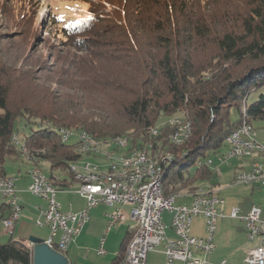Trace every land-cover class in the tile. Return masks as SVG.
Listing matches in <instances>:
<instances>
[{"label":"trees","instance_id":"trees-1","mask_svg":"<svg viewBox=\"0 0 264 264\" xmlns=\"http://www.w3.org/2000/svg\"><path fill=\"white\" fill-rule=\"evenodd\" d=\"M89 2V15L62 28L76 52L58 55L51 71L26 69L19 52L0 49V176L7 175L8 158L24 156L11 137L25 119L30 132L22 140L18 134L20 144L33 161L36 155L48 161L51 172L74 179L70 166L83 156L62 140V128L102 142L132 135L131 147L153 140V155L172 153L162 156L169 159L162 167L165 195L204 188L199 183L213 181L216 165H199V157L221 154L244 119L264 120V0ZM254 92L258 97L249 101ZM182 111L192 122L187 142L173 143L170 126L152 137L163 116ZM132 233L112 264L124 261ZM0 262L31 264V245L0 242Z\"/></svg>","mask_w":264,"mask_h":264},{"label":"built area","instance_id":"built-area-1","mask_svg":"<svg viewBox=\"0 0 264 264\" xmlns=\"http://www.w3.org/2000/svg\"><path fill=\"white\" fill-rule=\"evenodd\" d=\"M186 123V122H185ZM176 134L183 138L187 132H182V124L175 126ZM61 131L64 132L62 128ZM160 130H150L152 137ZM249 132L250 139L256 131ZM74 136L73 133L64 132V142H69ZM133 139H125L116 143H107L104 146H94L88 137H77L75 145L82 143L92 144V150H103V155L109 159L108 167L116 162H121L123 157L132 156V163L128 166L140 165V173L137 176H127V181L104 182L99 180L85 179L80 173L75 174V179L87 181L86 190H76L86 201L85 208L80 211H66L58 199V193L62 191L61 185L51 182L42 169L30 170L29 190L32 194L43 198L47 202V207L42 213V218L38 219L37 225L49 227L51 236L45 241L55 250L66 254L70 245L77 237L90 218V210L105 203L109 206H116L109 214V222L106 233L114 228L118 223L131 219L135 225L133 235L126 247V256L121 264H147V257L150 251H155L164 244L166 264H209L208 256L216 249L215 237L220 219L227 217L225 212L226 199L217 202H208L207 197L199 198L196 201L183 203L181 205H167V199L159 195L157 189V178L149 179V171H159L163 167L166 157L157 160H150L148 143L142 149H133L132 152L117 151V143H122ZM237 142H242L240 133L234 131V139L227 142V150L218 155L220 163H227L233 158H241L244 153H233V146ZM70 143V142H69ZM246 143V142H245ZM11 144L20 151L22 146L18 140V133H13ZM114 147L113 150H106ZM252 148V147H247ZM215 166L214 160L210 157L200 160V164ZM97 163L88 166L96 167ZM262 163L252 165L247 175L252 176V169L261 168ZM219 173V167L216 166ZM108 169V168H107ZM16 177L0 176V194L7 199L11 215L3 219V226L6 232L13 234L15 224L22 215V205L17 196ZM264 187V180H256V183ZM130 205L129 214L125 213L121 206ZM169 210L173 215L172 228L174 235L169 236L167 229L169 226L164 222L163 213ZM262 208L252 206L245 214H242L239 207H232L230 216L241 218L245 222L246 235L250 241H258L257 245L251 248L241 264H264V219L262 218ZM204 216L206 234L197 236L192 232L194 219ZM60 233L59 238H57ZM98 253L106 255L105 238L100 242ZM225 261L222 262L224 264ZM33 264V262L31 263Z\"/></svg>","mask_w":264,"mask_h":264},{"label":"rangeland","instance_id":"rangeland-1","mask_svg":"<svg viewBox=\"0 0 264 264\" xmlns=\"http://www.w3.org/2000/svg\"><path fill=\"white\" fill-rule=\"evenodd\" d=\"M204 1V0H202ZM91 6L89 0H0V49L6 51H10V53L19 52L21 57L26 60L27 65H24V68H32L38 71H51L56 64L57 56L61 55L64 56L67 52H76L74 48H72L71 43L73 42V38H68L63 32L62 28L64 25L68 23L77 22L79 19L89 15V7ZM22 64V61L21 63ZM21 66V65H18ZM42 72V73H44ZM53 75V74H52ZM54 87H57L54 84ZM258 92L252 93L249 98V101H253L258 97ZM183 112V111H182ZM178 114L182 115L181 112ZM173 116V115H172ZM171 117V116H170ZM169 116H163L157 123L160 128L168 126L166 124ZM235 120L239 118L237 113L234 114ZM255 128L257 140L264 146V120H256L253 121L252 124ZM34 128H39L38 125L34 124ZM16 130L19 134L20 139H23L25 135L29 134L30 132V125L26 124L25 119H19L16 123ZM170 137V135H169ZM77 140V136L74 135L70 139V143H74ZM21 142V140H20ZM161 142V141H160ZM262 142V143H261ZM162 143V142H161ZM228 145L225 143L221 147V153H224L227 149ZM159 153L162 156L169 155L172 153L161 151ZM259 154V153H257ZM88 155V154H83ZM216 163H219L220 168L222 169V175L216 176L212 184L221 185L226 184L228 178L231 176L230 173H226V167L223 163H220L218 160V156L215 154H211L210 156ZM36 158L37 155H36ZM26 160V159H25ZM198 160H205L199 157ZM27 161V160H26ZM234 161V160H232ZM86 162H91L89 160H80V166L84 165ZM262 162L264 165V156L262 158ZM261 162V163H262ZM19 163V162H18ZM27 163H22L21 168L22 170H26ZM100 165V164H97ZM12 165L7 160V169L9 173L18 174V171L15 168H10ZM40 168L43 172L47 175L49 174V163L46 160H42L40 164ZM71 172L74 174L75 179V172L73 171L72 167L70 166ZM103 169V168H102ZM196 166L193 165L191 170H195ZM106 170V169H103ZM62 171V170H60ZM64 172V171H62ZM48 176V175H47ZM76 180V179H75ZM232 182V179L229 180V183ZM197 184V183H196ZM195 184H193L194 187ZM199 185L205 187L209 190L204 184L199 183ZM245 186L238 185L235 186L233 191H242V188ZM250 190H252L251 186H249ZM258 190L259 188L256 187ZM192 192L191 186L186 189H181L176 191L174 194H186ZM264 192V191H263ZM170 195V194H169ZM32 200H40L38 196L31 194ZM62 196V195H61ZM59 194V199L65 201ZM69 199H66V202ZM190 197H179L178 203H189ZM250 197L247 196L245 198V202L248 203ZM1 201V196H0ZM239 207V205H237ZM116 208V206L113 205ZM34 217L31 213L25 218H20L17 223L16 232L14 235L5 234L4 233V226L0 221V229L3 234V240L8 241L11 236L16 241L20 242H29L30 236H38L41 238H49L51 236V231L49 227H40L37 225L38 216L35 212H33ZM164 222L169 226L167 229L168 235L172 236L174 233V229L172 228V219L173 215L170 213L169 210H166L163 213ZM37 218V219H36ZM263 218V217H262ZM204 216H199L194 219L192 225V232L198 233L202 230L204 225ZM264 219V218H263ZM132 222V221H131ZM123 225L122 223L117 224L115 228L112 230V234L108 233L106 240L107 245L106 249L110 250L111 247L116 246L117 250H119V246L125 232L127 230V226L124 227V232L119 235L120 226ZM133 232V228L130 229ZM116 233V234H115ZM110 235V236H109ZM133 235V233H132ZM131 235V236H132ZM60 233L58 234L57 238H59ZM122 236V237H121ZM103 237H101L102 239ZM100 239V241H101ZM5 241V242H6ZM99 241V243H100ZM95 239H91L88 241L87 245H84V249L82 252H77L73 255V260L75 264H91V261H95L97 257L109 258L111 257L112 251L110 254H106L105 256L100 255L98 253V248L95 244ZM98 243V244H99ZM30 244V243H29ZM90 244H93L96 247H91V251L88 249L90 248ZM128 244V243H127ZM31 245V244H30ZM31 247H33L31 245ZM163 248V244L160 245L157 250L161 251ZM156 251V264H166V261L161 260L162 254L161 252ZM90 255V258H87ZM115 254L112 255L111 259L114 258Z\"/></svg>","mask_w":264,"mask_h":264},{"label":"crops","instance_id":"crops-1","mask_svg":"<svg viewBox=\"0 0 264 264\" xmlns=\"http://www.w3.org/2000/svg\"><path fill=\"white\" fill-rule=\"evenodd\" d=\"M113 149L114 147H108V149L106 150H113ZM263 156H264L263 152H255L254 154L246 158H233L232 160L234 161L230 160L227 163H223V165L226 167L225 172L230 173L231 175L228 178L226 184H223V186L221 185L216 186V184L214 185L212 183L204 184L211 192H214L216 195H219L220 197L226 199L225 212L228 215L227 217L220 219L218 222V228H217V233L215 237L216 249L208 256L209 264H222L223 261H225L224 264H241L244 261L245 257L247 256L249 250L258 244L257 243L258 241L253 242L248 239L246 235V227H245L244 220L241 218L231 217L230 212H231L232 207H238L237 205H239V208L242 214H245L252 208V206L256 205L262 208L263 210L262 217L264 218V192H263L264 187L263 186L258 185V184H254V185L240 184L242 186H245L244 188H242V191L241 192L233 191L235 186L239 185V184L233 183V178H234L235 173L240 170L250 169L253 162H262ZM7 160H9V163L12 165V167L10 168H14V166L18 167V168H15L18 171L17 175L14 173H9L7 169V162H6L7 175L16 177L17 179L16 180L17 196H18L19 202L22 205V215L20 218H24V217L26 218L31 213V215L34 217L33 219H35V216L33 214V212H35L36 215H39L38 219H41L42 213L47 207V202L43 198H41L40 200H36V201L32 200L31 198L32 193L29 190V183H30L29 172L34 166H38L40 168V164L43 159L37 158V160L30 163L29 161H26L24 159V156L21 153L19 155L15 154L12 157L8 158ZM80 160L81 161L89 160L94 163L100 164L101 166L103 165L102 166L103 169L108 168L109 159L104 155H100V154L84 155L81 157ZM22 163L28 164L26 167V170L24 171L21 168ZM214 164L219 167L218 169L220 173L217 174V176H221L222 172L224 171H222V169L220 168L219 163H216V161H214ZM49 167H50V163H49ZM49 171H50L49 174H47L48 177L53 175L57 181L58 180L60 181V182L59 181L57 182V185H61V183L64 182V185H61L63 188L62 191L58 193V199H59V194H60V196L62 195L61 197L64 198L65 200V201H62L59 199V201L62 203L63 209L66 211H70V210L80 211L84 209L86 201L76 191L79 188L80 182L78 180H75L69 177L68 173L66 172H62L60 170H55L54 172H51L50 168H49ZM231 179H232V182L229 183V180ZM249 186H251L252 190L248 188ZM256 187L259 189L257 190ZM0 196H1L0 221L3 224L2 216H5L6 218V216L10 214V208L6 204L8 203L7 199H5L1 194ZM247 196L250 197V200L248 203L245 202V198ZM66 199H69V200L66 202ZM121 208L125 213L129 214L131 206L122 205ZM114 209L115 207L102 203L99 206L90 210L89 212L90 218L88 222L85 224L81 233L77 237H75L74 241L69 247L68 252L66 253L71 264H75L73 260V255L76 254L77 252H82L84 249L83 248L84 245H87L88 241L91 239H95L96 241L95 244L97 247H99L100 245L99 241L101 237L105 238V247H106L107 245L106 237L108 233H111L113 230L112 228L108 233H106L107 225L109 222V214L112 211H114ZM20 218L18 219V221L20 220ZM18 221L15 224V229H14L13 234L6 232L5 228H4V233L14 235L16 232ZM131 221H132L131 219H128L127 221L122 222L123 225L120 226L121 230L119 232V235H121L124 232L125 226H127V230L125 232L124 237L127 235L128 231L134 227L135 223L134 221L132 222ZM1 234L3 233L0 229V242L5 243L6 240H3V237L1 236ZM194 234L197 236H204L206 234L205 222H204L202 230L199 231L198 233L195 232ZM12 237L13 236H11L9 240ZM44 239L46 240L47 238H44ZM90 245L91 246L88 249L89 251H91L92 249L91 247L93 248L96 247L93 244H90ZM161 249H162L161 251L155 250V251H150L148 253L147 264H156L155 262L156 251L161 252L162 254L161 260L166 261L165 253H164V244H163V248ZM110 251L113 252L111 253V257L112 255L115 254L114 258L117 256L119 252L116 246H113L110 248V250H107L106 254L108 253L110 254ZM111 257H109L108 259L106 257L105 258L97 257L95 261H91V264H112V261L114 260V258L110 260ZM87 258H90V255ZM175 264H182V263L176 262Z\"/></svg>","mask_w":264,"mask_h":264},{"label":"bare ground","instance_id":"bare-ground-1","mask_svg":"<svg viewBox=\"0 0 264 264\" xmlns=\"http://www.w3.org/2000/svg\"><path fill=\"white\" fill-rule=\"evenodd\" d=\"M186 122V123H185ZM166 124L168 126L172 127V133L170 135V140L178 145H181L189 140L192 134V122L188 116L187 112H182V115L176 114L168 118ZM182 124V132H187V134L180 139V137L176 134V128L175 126ZM152 130H160V126L154 127ZM245 130H253L255 131L254 126L247 122L246 119L243 120L240 127L237 129V132L240 133V139L242 142H237L233 146V153H244V156L241 158H246L254 154L255 152H263L264 153V146L259 143L257 140L256 133H253V139H250V135L248 131ZM64 132L66 133H73L77 137H88V139L93 142L94 146H104L107 145V143H116L121 140L125 139H133L134 136H124L119 137L117 139H114L110 142H102L98 139H95L92 135H90L87 132H75L73 130H66L64 129ZM64 132L61 131L62 134V140L64 141ZM160 131L156 132V135L159 134ZM234 139V132L226 139V142L231 141ZM19 140V138H18ZM133 140L117 143V151L120 152H132L133 149H142V147H131ZM246 142V143H245ZM21 145V144H20ZM22 146V151L24 153V158L29 161L30 163L33 162L32 157L29 155L28 149L24 146ZM152 146V143L148 144V150H149V158L150 160H157L158 157L153 155L150 151V147ZM252 147V148H247ZM78 149L82 152V154H94V155H103V150H92V144L89 143H82L78 145ZM170 157V155L168 156ZM200 160L197 161V164H199ZM132 163V156H125L123 157V160L121 162H116L115 165L108 167V169L103 170L101 165H97L96 167L88 166L90 164H93L91 162H86L84 165L80 166V164H75L72 166L73 171L75 174L80 173V167H82V175L85 179L90 180H99L100 179L104 182H118V181H127V176H137L140 173V165H133L128 166V164ZM261 162H253L252 165L260 164ZM36 165V164H35ZM251 165V167H252ZM35 169H41L38 166H34ZM250 169L248 170H240L237 171L233 178V183L236 184H251L254 185L256 183V180H264V165L262 163L261 168H255L252 169V176L247 175L249 173ZM30 173V172H29ZM220 173V172H219ZM217 173V174H219ZM157 178V189H159V195L162 198L167 199V205H181L183 203H178L179 197H190V202L196 201L199 198H203V196L207 197L208 202H217L221 201L222 197L219 195H216L214 192H211L210 190H207L205 187L200 188L197 191L193 193H186V194H173V195H165L163 193V169L157 173V171H149V179H156ZM79 181V179H76ZM52 182V181H51ZM80 185L77 190H86L87 188V181H79ZM53 183V182H52ZM9 205V203H8ZM10 207V205H9ZM22 212V211H21ZM10 215H11V209H10ZM10 217V216H9ZM8 218V217H7ZM19 219V218H18ZM17 219V221H18ZM16 221V222H17ZM50 246V245H49ZM66 255V254H65Z\"/></svg>","mask_w":264,"mask_h":264},{"label":"water","instance_id":"water-1","mask_svg":"<svg viewBox=\"0 0 264 264\" xmlns=\"http://www.w3.org/2000/svg\"><path fill=\"white\" fill-rule=\"evenodd\" d=\"M29 243L33 246V264H71L67 255L49 246L44 238L33 235Z\"/></svg>","mask_w":264,"mask_h":264}]
</instances>
